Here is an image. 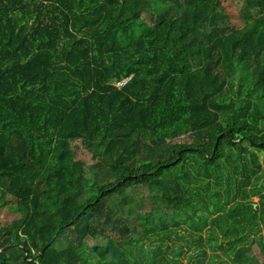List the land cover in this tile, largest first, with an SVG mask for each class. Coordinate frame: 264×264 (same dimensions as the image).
<instances>
[{"label":"trees","instance_id":"trees-1","mask_svg":"<svg viewBox=\"0 0 264 264\" xmlns=\"http://www.w3.org/2000/svg\"><path fill=\"white\" fill-rule=\"evenodd\" d=\"M243 1L235 27L221 0H0V264H264V0Z\"/></svg>","mask_w":264,"mask_h":264},{"label":"rangeland","instance_id":"rangeland-1","mask_svg":"<svg viewBox=\"0 0 264 264\" xmlns=\"http://www.w3.org/2000/svg\"><path fill=\"white\" fill-rule=\"evenodd\" d=\"M228 16L235 27H240L242 25V19L240 16V10L244 6L243 0H221ZM147 18V17H146ZM175 138L178 141H190L187 133H180ZM76 158L84 163L86 174L88 179L90 180L93 177L95 172L93 168V159L92 156L82 147L75 148ZM136 201L132 206V211H130L129 215L134 219L137 216V213H144L150 207V192L146 186H141L135 190ZM258 197H254V201H258ZM13 215L5 210H0V227L6 226L12 219ZM3 245L7 244L6 240L1 241ZM103 242L102 238L98 240L87 239L86 243L89 247L94 246L95 243Z\"/></svg>","mask_w":264,"mask_h":264},{"label":"water","instance_id":"water-1","mask_svg":"<svg viewBox=\"0 0 264 264\" xmlns=\"http://www.w3.org/2000/svg\"><path fill=\"white\" fill-rule=\"evenodd\" d=\"M6 249H7V248H4V249L0 250V252L5 251ZM26 255H28V253H27Z\"/></svg>","mask_w":264,"mask_h":264}]
</instances>
